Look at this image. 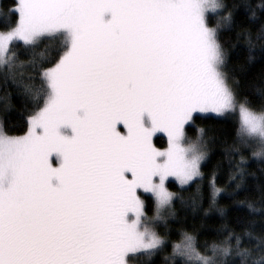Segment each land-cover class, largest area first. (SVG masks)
Segmentation results:
<instances>
[{"label":"snow or ice","instance_id":"obj_1","mask_svg":"<svg viewBox=\"0 0 264 264\" xmlns=\"http://www.w3.org/2000/svg\"><path fill=\"white\" fill-rule=\"evenodd\" d=\"M237 7L250 23H237ZM6 11L0 74L23 83L33 108L24 134L0 126V264H134L169 246L164 260L175 264H264V226L240 213L239 230L226 222L203 246L191 231L173 239L158 229L177 199L204 216L246 205L264 219V177L246 167L247 152L264 165V82L254 104L225 70L221 40L238 29L246 71L264 42V0H13ZM196 113L235 122L223 186L203 171L212 138L193 129ZM159 133L166 148L154 143ZM169 177L195 184L193 195L170 191ZM141 190L154 197L152 217Z\"/></svg>","mask_w":264,"mask_h":264},{"label":"trees","instance_id":"obj_2","mask_svg":"<svg viewBox=\"0 0 264 264\" xmlns=\"http://www.w3.org/2000/svg\"><path fill=\"white\" fill-rule=\"evenodd\" d=\"M13 0H1L0 11L3 15L0 16V27L10 22V17L6 11L11 7ZM230 6L242 5L250 3L255 6H259L261 0H225ZM237 23L248 24L250 21L247 19V12L244 7H237L235 9ZM215 16L212 17V22L215 23ZM258 26V25H257ZM238 29L223 30L221 32V40L226 49H228L226 71L235 75L240 81V89L243 94L248 95L254 104H259L262 100L261 96L255 91V87L259 86L264 80V51H261L264 42L255 41L256 47L253 50L254 58L247 63V70L241 72L238 65L245 62L247 54V46L243 39L239 42L236 41V32ZM255 39V38H254ZM235 44V47L232 45ZM21 60H27L28 54L21 47L18 53ZM17 79H21L17 77ZM27 82V78H23ZM35 82L39 83V77L37 76ZM42 103V101H41ZM33 108L32 101L28 98L27 93L24 91L23 83H13L11 79L5 82L2 74H0V121L2 127L10 135H18L26 132L28 127V115L31 114ZM196 120L193 125L195 127H205L209 130V134L212 138L209 151V159L205 164L203 171L207 177L211 172L215 171L217 174V180L220 186H223L228 180L229 159L226 157V149L233 143L235 137V122L229 117H221L210 114H195ZM189 130V135L192 134V130ZM155 138V142L160 145L165 143L164 136L158 135ZM250 158L247 160L246 167L250 172H255L257 177H264V172L261 168L264 167L257 158H251L250 152L246 153ZM251 183L253 177H248ZM206 183V180L205 182ZM170 191L176 192L179 197L184 201H187L194 193L196 185L191 187H180L174 181L168 182ZM253 198H258L259 190L253 186L250 189ZM143 200L145 201L147 214L152 215L155 210V201L152 195L143 194ZM221 203H229L227 198L221 201ZM260 202L257 199L256 207L259 208ZM248 208L244 206H232L229 211L228 217L222 219L218 214H210L204 216L202 212L193 213L187 209L181 202V199L175 201V214L171 215L167 219V224L160 223L158 229L163 232H169L173 239L178 238V233L181 229L191 231L197 236L198 242L201 246L205 241H211L217 236V230L222 227L226 222H230L233 226L238 227V220L236 213L244 215L246 219H254L256 222V228L259 230L264 226V219H262L261 213H253L250 216L248 214ZM171 252V246L166 250V253H160L151 259L139 258L134 263L136 264H175V261L169 259L164 260V256Z\"/></svg>","mask_w":264,"mask_h":264},{"label":"rangeland","instance_id":"obj_3","mask_svg":"<svg viewBox=\"0 0 264 264\" xmlns=\"http://www.w3.org/2000/svg\"><path fill=\"white\" fill-rule=\"evenodd\" d=\"M0 3H1V0H0ZM1 15H3V13L0 11V16ZM196 114H203V115H205V114H210V115H216L215 113H196ZM195 115V114H194ZM217 116V115H216ZM0 126H2V123H1V121H0ZM27 131V130H26ZM24 134V133H23ZM10 135V134H9ZM18 135H22V134H18ZM158 135H162V136H164V138H165V140H166V142L165 143H162V144H160V145H158L156 142H155V137H154V143L156 144V146L157 147H159V148H166L167 147V136L165 135V134H163V133H159V134H157V136ZM169 181H174L175 183H177L176 182V180H175V178L174 177H169L168 178V181H166V184H167V186H168V182ZM177 185H179L178 183H177ZM180 186V185H179ZM181 187V186H180ZM170 190V189H169ZM141 198L142 199H144L143 198V194H150V195H152L151 193H146V192H143V190H141ZM154 198V197H153ZM148 215V214H147ZM155 215V210H154V213L152 214V215H148L149 217H152V216H154ZM161 223H163V222H161ZM134 264H136V263H134Z\"/></svg>","mask_w":264,"mask_h":264}]
</instances>
